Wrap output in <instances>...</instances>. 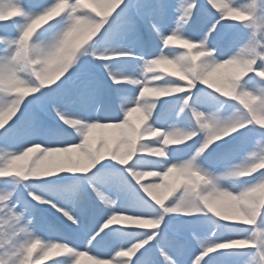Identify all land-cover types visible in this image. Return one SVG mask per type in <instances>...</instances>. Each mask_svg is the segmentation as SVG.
Returning <instances> with one entry per match:
<instances>
[{"label": "snow or ice", "instance_id": "6c2138e0", "mask_svg": "<svg viewBox=\"0 0 264 264\" xmlns=\"http://www.w3.org/2000/svg\"><path fill=\"white\" fill-rule=\"evenodd\" d=\"M84 258L264 264V0H0V264Z\"/></svg>", "mask_w": 264, "mask_h": 264}, {"label": "rangeland", "instance_id": "374dc122", "mask_svg": "<svg viewBox=\"0 0 264 264\" xmlns=\"http://www.w3.org/2000/svg\"><path fill=\"white\" fill-rule=\"evenodd\" d=\"M164 67H167L169 71H170V70H171V71L174 70V66H172V65H166V66H164ZM141 116H142V113L137 112V113H134V114H133L132 119H133L134 121H138L139 118H140ZM98 132H99V130H97V133H98ZM82 264H88L87 258H84V259H83Z\"/></svg>", "mask_w": 264, "mask_h": 264}]
</instances>
